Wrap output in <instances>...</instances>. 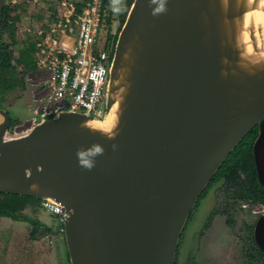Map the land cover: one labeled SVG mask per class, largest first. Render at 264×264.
Returning <instances> with one entry per match:
<instances>
[{"label":"water","instance_id":"1","mask_svg":"<svg viewBox=\"0 0 264 264\" xmlns=\"http://www.w3.org/2000/svg\"><path fill=\"white\" fill-rule=\"evenodd\" d=\"M6 0H0V23ZM258 0H133L119 29L101 117L62 110L13 133L0 107V192L68 212L70 264H175L184 225L228 154L257 125L264 189V57L244 56ZM242 23V24H241ZM245 32V33H243ZM112 113L109 131L91 127ZM98 145L88 170L78 150ZM86 159L88 158L86 154ZM264 251V212L253 227Z\"/></svg>","mask_w":264,"mask_h":264},{"label":"rangeland","instance_id":"2","mask_svg":"<svg viewBox=\"0 0 264 264\" xmlns=\"http://www.w3.org/2000/svg\"><path fill=\"white\" fill-rule=\"evenodd\" d=\"M124 1L113 0V5L109 8L111 24L106 23V32L108 28L116 31V34L119 32ZM5 2L11 14L20 16L15 28L18 37L25 26L31 29L37 23L39 17L34 14L41 13L44 9L39 0ZM26 74L21 75L23 86L0 94L3 95L0 104L11 118H18L20 122L29 116L28 90L27 86H24ZM27 126L28 122H25L16 129L22 131ZM243 203L235 207L234 223H227L225 215L217 214L211 228L202 231L209 212L216 206L224 205L219 186H213L191 211L192 215L182 235L183 246L177 264H248L244 258L245 250L252 240L254 221L264 212V204ZM38 204L37 201H27L19 196L0 195V264H69L66 245L58 229L59 220L44 208L38 207ZM34 218L40 219L52 227V230L46 232L42 229L38 238L32 239L29 236L30 219Z\"/></svg>","mask_w":264,"mask_h":264},{"label":"built area","instance_id":"3","mask_svg":"<svg viewBox=\"0 0 264 264\" xmlns=\"http://www.w3.org/2000/svg\"><path fill=\"white\" fill-rule=\"evenodd\" d=\"M39 1L44 7L41 17L31 29L25 26L20 31L21 46L30 36L28 43L34 45L35 52L33 69L24 78L29 116L13 126V133L62 110L101 117L105 109L114 51L105 29L110 7L104 0ZM18 55L16 50L15 58ZM25 122L28 126L17 131ZM40 205L63 224L68 212L62 205L45 199ZM59 230L63 231V226Z\"/></svg>","mask_w":264,"mask_h":264},{"label":"trees","instance_id":"4","mask_svg":"<svg viewBox=\"0 0 264 264\" xmlns=\"http://www.w3.org/2000/svg\"><path fill=\"white\" fill-rule=\"evenodd\" d=\"M132 1L133 0L124 1L123 12L120 15V25L123 23ZM104 3L111 8L113 0H104ZM34 16L40 18L41 13H35ZM108 16L106 22L110 23L111 15ZM19 18L20 16L18 14H11L9 6L5 2L0 23V94L11 92L18 87H21L23 82V77L21 78V75L23 76V74L33 69L35 47L28 43L30 42V36L25 39L26 41L24 40L23 46H21L20 39L15 33L16 23L19 22ZM116 37L117 34H115L114 39H116ZM16 50H18L19 55L15 58ZM20 65H24L22 70L18 68ZM2 98L3 95L0 96V103L2 102ZM0 107L4 108L1 104ZM18 122V118H11L9 129L12 131L13 126ZM257 133L258 128L257 125H255L228 154L196 203L197 205L199 201L205 197L208 190L218 184L224 205L216 207L212 213L219 211L220 213L225 214L227 222L231 224L235 222L233 214L236 210L235 207L237 204L243 202L264 204V189L257 179L252 152L253 141ZM0 194L3 195L2 193ZM6 195L23 197L27 201H40L39 198L31 195H18L11 193ZM30 221L31 229L29 231V236L32 239H37L38 234L42 229L46 232L52 230V227L44 224L38 218L30 219ZM61 226H63V224L59 223L58 229ZM61 233L65 243L63 231H61ZM251 239L252 240L247 247L246 260L249 264H264V251L258 247L253 237ZM66 256L69 261L67 249Z\"/></svg>","mask_w":264,"mask_h":264},{"label":"bare ground","instance_id":"5","mask_svg":"<svg viewBox=\"0 0 264 264\" xmlns=\"http://www.w3.org/2000/svg\"><path fill=\"white\" fill-rule=\"evenodd\" d=\"M242 22L244 28H247L248 26H254L256 28L254 40L255 44L257 45L256 51L252 49L251 41L249 40L248 36L246 34H242L241 32L239 33V42H243L244 44V56L249 57V59L252 60L264 57V0H258L257 7L255 9H248L247 12L243 15ZM87 124L91 127L99 128L103 131H109L113 125L112 113H110L103 120H88Z\"/></svg>","mask_w":264,"mask_h":264},{"label":"flooded vegetation","instance_id":"6","mask_svg":"<svg viewBox=\"0 0 264 264\" xmlns=\"http://www.w3.org/2000/svg\"><path fill=\"white\" fill-rule=\"evenodd\" d=\"M109 15H111V13L109 14ZM111 19H112V17H111ZM109 24H111V23H109ZM107 26V25H106ZM115 34H116V31H112L110 28H108V31L106 32V39H108L107 41L108 42H110L112 45H113V49H114V47H115V43H116V39H117V37H116V39H114V37H115ZM118 34V33H117ZM108 35V36H107ZM217 186H218V184H216ZM216 185H214V186H216ZM211 189V188H210ZM209 189V190H210ZM209 190H208V192H209ZM207 192V193H208ZM1 193V192H0ZM3 194V196H7L6 194L7 193H2ZM9 194V193H8ZM1 195V194H0ZM18 195H20V194H18ZM206 196V195H205ZM23 198V197H22ZM203 199V198H202ZM40 201H41V199H40ZM40 201L38 200L37 202H39V204H38V207L40 206V207H42L41 205H40ZM200 202V201H199ZM243 204H246V203H243ZM197 206V205H196ZM195 206V207H196ZM216 207H218V206H216ZM216 207H214L210 212H209V214L207 215V218H206V221H205V223L203 224V230L202 231H207L208 229H210L211 228V224H212V221L214 220V216L215 215H217V214H223V213H220L219 211H216L215 213H212L213 212V210L216 208ZM43 208V207H42ZM191 214V213H190ZM192 215V214H191ZM223 215H225V214H223ZM189 217H191L190 215H189ZM188 217V219H187V221H186V223L188 222V220L190 219ZM210 217V218H209ZM225 217H226V215H225ZM225 221L227 222V220H226V218H225ZM186 223H185V225H184V228H183V231H182V233H181V236H180V239H179V243H178V247H177V251H176V257H175V263L177 264V260H178V258H179V255H180V250L182 249V246H183V238H182V235H183V232H184V229H185V226H186ZM228 223V222H227ZM254 223H255V221H254ZM229 224H231V223H229ZM253 227H254V225H253ZM253 237V239H254V236H252ZM255 241V240H254ZM248 247V246H247ZM246 253H247V248H246V250H245V255H244V258L245 259H247V256H246ZM248 262V261H247ZM248 264H249V262H248Z\"/></svg>","mask_w":264,"mask_h":264},{"label":"clouds","instance_id":"7","mask_svg":"<svg viewBox=\"0 0 264 264\" xmlns=\"http://www.w3.org/2000/svg\"><path fill=\"white\" fill-rule=\"evenodd\" d=\"M151 3L158 4V7H156L153 11V15L165 11L164 0H151ZM102 153H103V149L98 145H93V147L88 150H78L77 152L78 162L82 167L91 170V168L94 167V161L92 158ZM86 154L88 156L87 159L85 158Z\"/></svg>","mask_w":264,"mask_h":264}]
</instances>
